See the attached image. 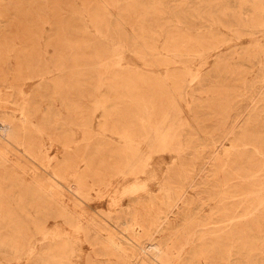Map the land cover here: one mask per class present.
<instances>
[{"label": "rangeland", "instance_id": "374dc122", "mask_svg": "<svg viewBox=\"0 0 264 264\" xmlns=\"http://www.w3.org/2000/svg\"><path fill=\"white\" fill-rule=\"evenodd\" d=\"M20 95L36 170L10 191L42 195L0 264H264V0H0V113Z\"/></svg>", "mask_w": 264, "mask_h": 264}, {"label": "bare ground", "instance_id": "6f19581e", "mask_svg": "<svg viewBox=\"0 0 264 264\" xmlns=\"http://www.w3.org/2000/svg\"><path fill=\"white\" fill-rule=\"evenodd\" d=\"M9 50V49H7ZM11 50V49H10ZM5 52V51H4ZM12 55H8L10 58ZM14 57H16L14 55ZM13 61V60H12ZM13 64V63H12ZM20 65L17 63L15 65L14 71L12 73V80L10 81L13 86L16 84V87H21L19 84V81L16 82L17 74L20 71ZM99 77V76H98ZM100 82V81H99ZM23 84V83H22ZM26 84V83H25ZM14 92L16 91L15 87L13 88ZM22 90V89H21ZM21 92V91H20ZM16 96V94L14 93ZM21 111L18 114L9 113V114H3L0 113V227L4 228H11V229H17L21 225L25 223V219L22 218L21 212L25 211L28 212L31 216V220L35 221V216L33 212L37 211L38 206L40 205L38 203L39 198L42 195V192H40L37 188L36 182L32 181L31 184L27 185V189L29 190V195L26 196V194H22L19 191L25 186L18 183L22 175L27 172L26 166L31 169L32 172L36 170L34 167L36 155L35 151L36 148L34 146L33 141L31 140V127L29 125L32 124V120L30 117V112L28 110H25L27 103L29 100L21 96ZM32 99V98H31ZM118 103V102H117ZM116 103V104H117ZM75 111V110H74ZM159 113V112H158ZM166 112L161 111L158 114V118L156 119V126L154 127V131H162L158 126H163L166 123L165 121ZM120 117V116H119ZM113 119V118H112ZM196 119H199L196 114ZM200 121L197 120L196 125H201L199 123ZM130 124V123H129ZM155 124V123H154ZM33 125V124H32ZM191 125L190 127H192ZM172 128V127H171ZM203 129L201 128L200 131ZM189 134L185 137H181L183 148L189 151L188 154H192L197 156L199 153H203L207 147L206 143L201 139L200 135H197V130L190 129ZM155 133V132H154ZM122 136L128 135L125 133L124 130H122ZM158 134V133H157ZM47 135V134H46ZM45 135V136H46ZM134 135V134H133ZM153 135V134H152ZM169 135L171 136V132H169ZM181 136V135H180ZM51 137V136H50ZM248 137V136H247ZM150 138V137H149ZM159 138V137H158ZM249 138V137H248ZM152 139V138H151ZM250 139V138H249ZM147 140V141H146ZM157 140V139H156ZM140 141V139H131L129 142H131L132 145L136 146V150L138 151V156L141 154L137 148V145ZM146 144L149 145L150 148L158 149L157 146L154 145V142L149 139H145ZM240 141V140H239ZM222 144V143H221ZM244 144V143H243ZM247 144V143H246ZM155 146V147H154ZM241 146V145H240ZM44 147V146H43ZM242 147V146H241ZM208 148V147H207ZM45 149V147H44ZM47 150V149H46ZM209 150V149H208ZM243 150V149H242ZM248 150V149H247ZM246 151V150H245ZM245 151H243L245 153ZM146 152V150H145ZM242 152V153H243ZM41 153V152H40ZM47 153V152H46ZM205 153V152H204ZM259 153V152H258ZM127 154L122 149L121 157H125ZM245 155H247L245 153ZM191 156V155H190ZM203 156V155H202ZM55 157V156H54ZM245 157V156H244ZM243 157V158H244ZM264 157V156H263ZM48 158V157H47ZM46 158V159H47ZM56 158V157H55ZM137 158V157H136ZM200 158V156H199ZM203 158V157H202ZM219 159V158H218ZM245 159V158H244ZM27 160H30L28 162ZM31 160H34L31 162ZM50 160V156H49ZM241 162V161H240ZM49 163V161L47 162ZM38 164V163H36ZM194 164V163H193ZM52 165V164H51ZM190 165V164H189ZM60 166V165H59ZM25 167V168H24ZM29 169V170H30ZM69 171V170H68ZM39 172V171H38ZM44 172V171H43ZM47 172V171H46ZM55 172V171H54ZM67 172V171H66ZM198 172V171H197ZM35 173V172H34ZM33 173V174H34ZM70 174V173H69ZM37 175V173H36ZM73 175V174H72ZM35 176V175H34ZM67 176V175H66ZM32 177V176H31ZM46 177V176H45ZM68 177V176H67ZM43 178V177H42ZM52 179V178H51ZM31 180V179H29ZM36 180V179H34ZM73 182V181H72ZM76 182V181H75ZM75 184V183H74ZM40 185V184H39ZM42 185V184H41ZM59 185V184H58ZM43 186V185H42ZM78 186V184H77ZM40 187V186H39ZM53 187V186H52ZM11 188H16L19 190V193H12L10 191ZM57 188V187H55ZM61 188V186H60ZM40 189V188H39ZM58 189V188H57ZM38 190V193H37ZM43 190V189H42ZM53 190V189H52ZM63 190V189H62ZM49 191V190H48ZM51 192V191H50ZM49 192V193H50ZM53 192V191H52ZM48 193V196H49ZM57 194V192H55ZM59 193V192H58ZM64 193V192H63ZM51 194V193H50ZM65 194V193H64ZM59 195V194H57ZM62 195V194H61ZM60 195V196H61ZM46 196V195H45ZM56 196V195H55ZM52 197V196H51ZM54 197V195H53ZM58 197V196H57ZM49 199V198H48ZM52 199V198H50ZM55 200V199H54ZM53 200V201H54ZM56 201V200H55ZM58 201V199H57ZM60 201V200H59ZM48 203V202H46ZM59 204V203H57ZM61 205V204H60ZM66 205V204H65ZM69 205V204H68ZM80 206V205H79ZM61 207V206H60ZM131 207V206H130ZM63 208V207H62ZM76 208V207H74ZM45 209V208H44ZM31 210V211H29ZM70 213V212H69ZM77 213V212H75ZM93 215V214H92ZM210 215V214H209ZM81 217V215H80ZM95 217V216H94ZM99 217V216H98ZM103 217V216H102ZM88 218V217H87ZM101 218V217H100ZM104 218V217H103ZM98 219V218H97ZM106 219V218H105ZM110 220V219H109ZM91 221V220H90ZM93 221V219H92ZM100 221V220H99ZM231 221V220H230ZM86 222V221H85ZM95 222V221H94ZM101 222V221H100ZM127 222V221H126ZM92 223V222H91ZM85 224V223H84ZM97 224V223H96ZM93 225V224H92ZM91 225V226H92ZM132 225V224H131ZM206 225V224H205ZM133 226V225H132ZM95 227V225H94ZM112 227V225H111ZM115 227V226H114ZM127 227V226H126ZM130 227V226H129ZM109 228V227H107ZM103 229V228H101ZM105 229V228H104ZM127 229V228H125ZM100 230V229H98ZM107 230V229H106ZM153 230V229H152ZM206 231V230H205ZM99 232V231H98ZM106 232V231H105ZM117 232V231H116ZM136 232V231H135ZM115 233V232H114ZM149 234V232H147ZM151 233V232H150ZM101 234V233H100ZM5 235V234H4ZM9 235V234H8ZM92 235V234H91ZM105 235V234H104ZM112 235V234H111ZM111 237V236H110ZM132 237V236H131ZM141 237V235H140ZM139 237V238H140ZM148 237V236H146ZM108 238V237H106ZM141 239V238H140ZM189 239V238H188ZM133 240V239H132ZM148 240V239H147ZM113 241V240H112ZM125 241V239L123 240ZM139 241V240H138ZM142 241V240H141ZM140 241V242H141ZM144 241V240H143ZM153 242V241H152ZM114 243V242H113ZM121 243V242H120ZM127 244L130 242H126ZM125 243V244H126ZM134 243V242H133ZM139 244V242H137ZM145 243V242H144ZM156 243V242H155ZM98 244V243H97ZM107 244V243H106ZM109 244V242H108ZM117 244V243H116ZM123 244V242H122ZM149 244V243H148ZM152 244V243H151ZM150 244V245H151ZM112 245V244H111ZM110 245V246H111ZM115 245V244H113ZM121 245V244H119ZM155 245V244H154ZM133 246V245H132ZM149 246V245H148ZM157 246V245H156ZM168 246V245H167ZM122 247V246H121ZM142 247V246H141ZM147 247V246H146ZM150 247V246H149ZM155 247V246H154ZM152 247V248H154ZM159 247V246H157ZM111 248V247H110ZM120 248V247H119ZM122 250V248H120ZM125 249V248H124ZM141 249V248H140ZM158 249V248H157ZM161 249V248H160ZM108 250V249H107ZM117 250V249H116ZM142 250H144L142 248ZM154 250V249H153ZM152 250V252H153ZM16 251V250H15ZM120 251V250H119ZM124 251V250H122ZM131 251V250H130ZM146 251V250H145ZM149 251V249H148ZM99 252V251H98ZM128 252V251H127ZM125 252V253H127ZM140 252V251H139ZM155 252V251H154ZM158 252V251H157ZM112 253V252H111ZM118 253V252H117ZM121 253V252H120ZM124 253V252H123ZM136 253V252H135ZM146 253V252H145ZM151 253V251L149 252ZM106 254V253H105ZM114 254V253H113ZM104 255V254H103ZM123 255V254H122ZM130 255V254H128ZM138 255V254H137ZM146 255V254H144ZM151 255V254H150ZM162 255V254H161ZM131 256V255H130ZM152 256V255H151ZM160 256V255H159ZM145 257V256H144ZM161 257V256H160ZM109 258V257H108ZM117 258V257H116ZM122 258V256H121ZM165 258V257H164ZM111 259V258H109ZM120 259V258H119ZM126 259V258H125ZM128 259V258H127ZM112 260V259H111ZM117 260V259H116ZM109 261V260H108ZM157 261V259H156ZM107 262V261H106ZM117 262V261H115ZM121 264V260H119ZM124 262V261H123ZM140 262V261H139ZM158 262V261H157ZM105 263V262H104ZM103 263V264H104ZM108 263V262H107ZM110 263V262H109ZM127 263V261L125 262ZM132 263V262H131ZM124 264V263H122Z\"/></svg>", "mask_w": 264, "mask_h": 264}]
</instances>
